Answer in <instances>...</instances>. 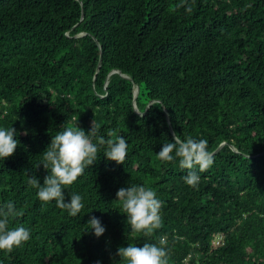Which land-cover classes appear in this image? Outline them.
Segmentation results:
<instances>
[{"label": "trees", "instance_id": "obj_1", "mask_svg": "<svg viewBox=\"0 0 264 264\" xmlns=\"http://www.w3.org/2000/svg\"><path fill=\"white\" fill-rule=\"evenodd\" d=\"M76 122L128 148L123 164L101 148L64 186L66 202L82 197L73 217L27 180L43 183L42 153ZM11 127L0 206L15 205L9 228L31 238L0 264H127L118 247L161 239L168 264H264V0H0V128ZM173 132L221 145L195 187L178 159L157 158ZM133 184L163 202L151 235L131 231L116 200ZM90 216L99 237L85 233Z\"/></svg>", "mask_w": 264, "mask_h": 264}, {"label": "clouds", "instance_id": "obj_2", "mask_svg": "<svg viewBox=\"0 0 264 264\" xmlns=\"http://www.w3.org/2000/svg\"><path fill=\"white\" fill-rule=\"evenodd\" d=\"M190 11V8L188 9ZM17 135L15 128H0V159L12 156L19 142L14 138ZM105 139L99 135V128L91 125L86 133L77 126V122L66 126L52 136L49 145L42 153V160L37 165L43 166L48 174L43 183L35 175L28 177L27 183L37 189V197L44 202L55 201L56 206L66 210L70 216L75 217L83 209L82 197L79 194L70 195L66 202L64 186L71 185L85 169L98 160V153L103 148V156L117 164H123L127 156V141L123 136L113 131L107 132ZM95 140V143L93 142ZM157 158L162 162H172L178 159L181 169L187 170L184 181L187 185L195 187L200 176L199 172L209 169L214 158L208 151L205 139L196 140L191 136L181 138L172 133V142L163 143ZM116 200L120 202L127 223L133 232H144L151 235L153 230L162 226L160 209L163 202L157 199L156 192L147 186L133 184L122 187L116 192ZM15 205L12 202L0 206V250L11 252L13 248L22 246L31 238L30 229L23 226L9 228V220L17 216ZM88 232L96 237L101 236L105 228L99 218L90 216L87 222ZM161 246L144 243L142 246L128 244L127 247H118L115 256L126 261L127 264H168L165 241L161 239Z\"/></svg>", "mask_w": 264, "mask_h": 264}, {"label": "water", "instance_id": "obj_3", "mask_svg": "<svg viewBox=\"0 0 264 264\" xmlns=\"http://www.w3.org/2000/svg\"><path fill=\"white\" fill-rule=\"evenodd\" d=\"M100 63H101V60H100ZM125 76V75H124ZM127 77V76H126ZM139 91H140V88L138 87V86H136L135 87V94H134V98H136L137 97V95H138V93H139ZM134 106H135V110H136V112H139L138 111V109L136 108V104H135V101H134ZM221 147V145L213 152V153H215L216 151H218L219 150V148ZM212 153V154H213Z\"/></svg>", "mask_w": 264, "mask_h": 264}, {"label": "rangeland", "instance_id": "obj_4", "mask_svg": "<svg viewBox=\"0 0 264 264\" xmlns=\"http://www.w3.org/2000/svg\"><path fill=\"white\" fill-rule=\"evenodd\" d=\"M221 238H222V237H221V235H219V234L215 236V244H216V245H218V243H220Z\"/></svg>", "mask_w": 264, "mask_h": 264}]
</instances>
